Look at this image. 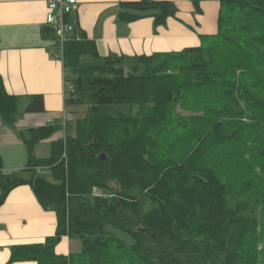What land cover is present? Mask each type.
Wrapping results in <instances>:
<instances>
[{"label": "trees", "instance_id": "obj_1", "mask_svg": "<svg viewBox=\"0 0 264 264\" xmlns=\"http://www.w3.org/2000/svg\"><path fill=\"white\" fill-rule=\"evenodd\" d=\"M190 1L201 12L203 0ZM217 1L218 49L99 58L84 31L65 41L62 61L72 73L65 78V105L91 108L76 119L73 135L51 143L48 156L33 151L56 124L20 132L28 150L21 171L2 172L0 159V204L12 188L28 184L57 215L53 235L12 246L9 262L259 264L264 178L254 167L264 164V0ZM122 6L124 19L153 15L155 26L177 10L169 0ZM45 31L53 37L51 27ZM23 110L43 111V96L29 97ZM184 110L201 126L182 144L163 129L180 125ZM17 112L18 97L7 92L0 75V116L14 126ZM243 118L262 130L252 138L258 154L246 163L232 148L248 136ZM224 149L231 153L219 165ZM41 166L49 167L51 180L35 173ZM241 176L247 187L246 181L237 184ZM94 188L108 195L94 194ZM64 235L78 238L80 250L58 254Z\"/></svg>", "mask_w": 264, "mask_h": 264}, {"label": "crops", "instance_id": "obj_2", "mask_svg": "<svg viewBox=\"0 0 264 264\" xmlns=\"http://www.w3.org/2000/svg\"><path fill=\"white\" fill-rule=\"evenodd\" d=\"M140 1L78 0L75 30L86 33L99 58L110 54L133 57L206 47L216 36L217 0L201 1V12L195 11L190 0H169L177 10L157 26L153 15L133 20L122 17L124 3ZM45 13L46 0H0V75L7 92L18 97L14 126L6 124L0 116V159L4 173L21 171L28 160L27 146L20 132L42 125H58L50 136L38 141H46L49 148L53 141L75 133V122L65 105L66 69L55 40L46 34ZM92 56L83 55L85 59ZM32 95L43 96V111L23 110ZM65 114L69 117L66 120ZM33 153L46 157L38 156L35 150ZM46 168L50 170L41 166L35 173L42 175ZM56 227L55 211L40 204L30 185L15 186L0 204V264H37L34 260L9 262L12 246L44 242L55 233ZM80 248L78 238L64 235L55 251L68 254Z\"/></svg>", "mask_w": 264, "mask_h": 264}, {"label": "rangeland", "instance_id": "obj_3", "mask_svg": "<svg viewBox=\"0 0 264 264\" xmlns=\"http://www.w3.org/2000/svg\"><path fill=\"white\" fill-rule=\"evenodd\" d=\"M238 39H236L235 41H237ZM239 46H241V42L239 40ZM244 45V43H243ZM210 49L211 48H215L218 49L221 47V40L220 38L217 36L215 38H213L208 46ZM249 52L251 53L252 51L249 50ZM85 60H93V58L90 59H85ZM66 76L70 79L72 77V73L70 72L69 69H66ZM70 115L73 118V123L76 121L77 118L85 116L89 111H90V105L88 104H80V105H68L67 106ZM180 112H182V115L180 114ZM178 111V116L182 117V121L179 123L180 125H178L176 122L171 123V125H168V129L165 128L163 129V132L165 135V137L167 138H177L179 137L181 139L182 144H185L189 141L192 140L193 135L195 134L194 131L195 129L199 128L201 126V123L199 120L195 119L194 117H191L189 115H191L192 113L187 115V112L184 111ZM199 113H201L200 111H198ZM243 122L248 126V136L246 137H242L240 138L241 141H236L234 142L235 144L233 145L235 147L233 148V155L236 154V150L240 149L242 151L243 154V158L240 156V154L238 153V158L240 159V161H243L244 163L246 162H250L251 160H253L256 156H257V152L255 150V144L254 141L252 140L253 137L259 135L261 133V129L259 128V126H252L251 122H249L248 119L243 118L242 119ZM35 152L37 153L38 156H47L50 153V148H49V144L46 141H42L41 143H37V145H35L34 147ZM223 152L221 153V155L217 158V161L215 163L219 164L220 163V159L226 155V154H230L231 152H229L227 149L222 150ZM220 165V164H219ZM46 168L44 171L46 173H40L42 174V176H44L45 178L51 180V171L48 170ZM255 173L257 175H262L264 178V164L263 161L261 163H259V165H256L254 167ZM43 171V172H44ZM242 181H246V185L245 187L248 186V178L245 176H241L239 178V180L237 181V184H240ZM236 182V178H233V180L231 181V186L235 189L238 185L235 183ZM111 185L113 186H117V182L116 181H112ZM244 187V186H243ZM93 193L97 194V195H108L106 193H104L102 190L93 189ZM119 234V232H117ZM260 237V236H259ZM257 253H258V259H259V264H264V233L261 236V239L258 241L257 244Z\"/></svg>", "mask_w": 264, "mask_h": 264}, {"label": "built area", "instance_id": "obj_4", "mask_svg": "<svg viewBox=\"0 0 264 264\" xmlns=\"http://www.w3.org/2000/svg\"><path fill=\"white\" fill-rule=\"evenodd\" d=\"M78 0H46L45 23L51 27L59 56L63 57V45L75 31V12ZM68 114L63 119H68Z\"/></svg>", "mask_w": 264, "mask_h": 264}]
</instances>
